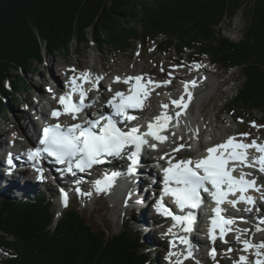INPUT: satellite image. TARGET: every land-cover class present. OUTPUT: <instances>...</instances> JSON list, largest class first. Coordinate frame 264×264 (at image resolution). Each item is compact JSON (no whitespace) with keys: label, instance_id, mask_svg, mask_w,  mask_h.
Masks as SVG:
<instances>
[{"label":"trees","instance_id":"obj_1","mask_svg":"<svg viewBox=\"0 0 264 264\" xmlns=\"http://www.w3.org/2000/svg\"><path fill=\"white\" fill-rule=\"evenodd\" d=\"M0 0V112L10 95L26 89V74L45 55L95 44L116 52L154 45L179 56H207L212 64L238 69L242 82L225 109L236 118L264 113V0ZM243 9L239 41L218 27ZM189 52V53H188ZM264 121V117H263ZM128 218V217H127ZM110 235L74 206L55 219L45 194H0V264H156L129 218Z\"/></svg>","mask_w":264,"mask_h":264},{"label":"snow or ice","instance_id":"obj_2","mask_svg":"<svg viewBox=\"0 0 264 264\" xmlns=\"http://www.w3.org/2000/svg\"><path fill=\"white\" fill-rule=\"evenodd\" d=\"M163 70V69H161ZM90 74L83 72L79 77H73L70 81L71 91L60 96L59 103L62 110H54L52 116L59 118L61 115H70L75 120L85 107V99L87 91L82 87L79 81H87ZM99 79V78H98ZM116 80L119 82L120 77ZM135 80V84L129 89V94L116 92L115 95L108 101V105L113 109L114 116L125 122L134 121L136 116L130 114V110L144 108V101L150 95V91L141 84L142 77H127L124 83ZM170 81H163L167 84ZM148 83H154L151 78ZM194 83V82H193ZM159 87V83H156ZM78 93L79 99L74 101L73 95ZM190 98V97H189ZM181 100H173L172 103L178 107H187L182 104ZM164 109L168 105H163ZM179 116V113L176 114ZM113 115H102L98 119H89L84 124L72 123L70 126H62L59 123L51 124L43 129V136L40 140L42 148H36L29 151L31 159L38 158L46 153L48 156L54 157L58 164H65L66 171L75 175V170L85 172L92 168L93 165H99L105 162L107 157H120L127 154L128 159L132 162L130 171L134 170V166L139 163L140 154L144 145L156 147L155 144H150L147 137H151L157 141L163 142L166 136L161 132L168 126L170 117L166 112L155 116L154 120L147 124V131H141L140 127L132 126L129 128L118 127L119 120ZM253 126L255 122H253ZM241 136H247L248 133H241ZM249 149H255L259 155H250ZM230 161H238L239 164H230ZM11 164V160H9ZM240 168L239 175H233V172ZM258 168L260 173H264V143H258L255 139L251 143L237 141L236 137H228L221 144L207 149V155L192 160H179L175 163L169 162V166L164 169V187L160 195V199L156 202V210L165 216L171 217L176 223L173 227L180 225L185 233L192 231V225L196 221V215L192 211L197 209L203 203L201 193H208L216 202V207L213 209L215 216L212 217V227L209 230L210 238L215 241V229L219 227V236L223 239L227 230L234 224V219L225 218L221 215L224 209L221 205L224 203L235 206L239 202H244L249 205H254L255 200L252 196L247 195L249 189L260 191L264 185L257 186L255 178L247 179L251 176L249 172H245L243 168ZM43 173V169H38ZM107 176L103 179L95 181V190L103 192L110 187L113 178ZM43 179V175L39 177ZM210 186V187H209ZM238 194V197H237ZM91 196V193H86ZM237 197L229 199V196ZM170 196L174 199L175 204L180 208L181 213L186 214L176 215L165 205L164 197ZM261 199H264V192L261 193ZM67 196L65 195V203ZM246 211H252V208H246ZM264 223V221H262ZM260 231L261 229H257ZM244 245V251L249 249L255 250L257 259L254 264H264V241L259 244H254L248 239L236 237ZM181 241L189 246L187 256L192 255L191 243L187 237H181ZM226 242V241H225ZM174 247V245H173ZM215 248L212 249L211 255L215 257ZM231 251V249H229ZM173 256H178L175 252L169 253V259ZM187 258V257H186ZM175 264H183L180 259L175 261ZM235 264H248L247 256L241 255L239 261Z\"/></svg>","mask_w":264,"mask_h":264},{"label":"rangeland","instance_id":"obj_3","mask_svg":"<svg viewBox=\"0 0 264 264\" xmlns=\"http://www.w3.org/2000/svg\"><path fill=\"white\" fill-rule=\"evenodd\" d=\"M250 3L251 1L249 0V4ZM245 26L246 19L243 14V9L241 8L233 17L224 19L218 29L222 37L232 41H239ZM70 45L71 48L68 50H61V52L58 51L52 55H45L42 63L34 64L37 70L35 74L30 72L26 74L29 81V85L26 89L14 90L10 86L9 81L6 80L5 85L7 83L9 84V87H6L7 91L10 92L11 95L16 96L18 101L15 102L10 95L7 97V109L5 107V113L7 114L3 115L0 112V139L6 140L8 135L9 137L14 136L13 138H17L20 143L24 144L22 138L23 132L26 126L29 127L31 125V116L28 111L31 109L32 105L35 104L36 98H40L42 102H46L48 98L54 99L58 90L64 88L66 80L69 78V72L67 71L69 70L71 74H75L77 77L83 72L92 73L94 71H99V75L103 73V80L101 81H103V86L105 85L104 91L109 90L107 88V79L109 74L112 73H117L118 76H127L130 75L129 73L137 71L143 72V74L146 75L155 76L161 80L165 77L172 76L174 71H179L180 74H188L190 80H192V86L194 85L195 87V92H193L194 96H189L194 98L195 102L190 110L192 115L197 119L196 121H198V128L202 129L200 136L201 142H205L206 133H210L211 137L214 135L217 141L225 139L228 135L235 134L236 132L240 134L248 133L249 135L246 137H260L264 140V127L262 126L264 113L259 111H254L250 114L244 113L242 114L243 120L240 122L233 121L224 114V112H228L225 109V103L235 96L243 80L241 72L238 69L232 68L227 70L219 64H212L207 56L202 58L193 55L189 57V55L186 54L184 56H179L172 47L169 53H159V50H156L153 44L146 48H142L140 44H137L130 51L116 52L113 54H111L112 51L103 49L95 44L85 45L73 42ZM190 60L191 62H188ZM196 63H198V74L201 76V73H203L200 80L194 75V72H197V69L195 68L194 70L193 68L196 67ZM200 96H202L200 100L201 103H199L198 100ZM0 98L4 101L2 95H0ZM202 118L204 119L203 122ZM253 122H255L256 126H253ZM181 133V136L175 137V143L185 145L187 141H190L188 136L191 135V132L183 133L181 131ZM182 153L183 155H189L190 151L185 149ZM22 175L23 174L19 176L20 185L23 183ZM14 186L16 190L22 189L19 188L18 184ZM0 188H2V190L0 189V194H6V190L13 191L16 195L25 193L18 192L13 188L4 189L2 182ZM49 190L57 192V196H60V191H57L53 186ZM34 191L36 193L45 192L43 189L39 190L36 188ZM80 191L90 192L91 196L87 195L85 198H73L72 202L67 207H76L91 224L106 228L110 235L117 234L123 229V223L126 220L124 216H126V214H124L123 210H119L121 204L108 201L111 196L114 197L113 194L109 197L97 192L94 187L85 188V186H82ZM33 195L34 194L30 195V197ZM49 200H51L55 217H59L64 212V209L55 205L53 193ZM142 211H144L143 214H145V217L151 215L146 212V208H143ZM143 214L140 212L139 208L138 212L134 214L131 219L129 217L133 227L135 220H137V216H144ZM132 226H130L132 230L137 228H133ZM149 228H151V226ZM140 230L141 231H138L137 229L136 231L146 245L143 249L150 254L155 263L171 264L169 263L170 259L165 253L167 245L160 240V237H158L159 233H154V230L150 229L148 239L144 235V230ZM259 241V243H261L264 240ZM159 242L163 244H158ZM238 242L240 243V241H237V243ZM200 244L202 247H205V243L201 242ZM147 245H152L155 251L151 253V250L147 249ZM220 247L221 246L218 245V248ZM228 248H230V246ZM220 249L225 251L227 248L222 247ZM2 256H5V254L0 251V258ZM237 257L238 255H234V253L230 255H219L218 257L212 256V258L204 255L203 259L198 264H217L216 261L218 260H220L222 264H235ZM178 259L183 262L182 258ZM206 259H208L207 263Z\"/></svg>","mask_w":264,"mask_h":264},{"label":"bare ground","instance_id":"obj_4","mask_svg":"<svg viewBox=\"0 0 264 264\" xmlns=\"http://www.w3.org/2000/svg\"><path fill=\"white\" fill-rule=\"evenodd\" d=\"M188 62H191L188 61ZM69 73V78L66 80L67 85H70V81L71 79L75 76L77 77L75 74H71V71L67 70ZM93 71V70H92ZM204 71V70H203ZM89 73V72H88ZM89 79L87 80V82L83 83L82 81L78 80V83H80L82 85V87L87 91V98L88 100H92L94 99V96L92 95V90H94L95 86L98 85L97 87V91L100 94V97L102 98H109L112 96V92H106L104 91L105 89V85L103 86V73H100L99 75V71H94L92 73H89ZM115 74V75H113ZM130 75L134 76H143V72H137L134 71L133 73H129ZM101 76V77H100ZM201 76H203V73H201ZM201 76L199 77L201 79ZM79 77V76H78ZM119 77L117 75V73H112L109 74L108 77V81L110 84V86L113 88V91L118 92L121 90L119 84L122 81H119L118 83L114 82V79ZM128 77V75H127ZM127 77H121L123 80ZM99 78V79H98ZM149 78H151V80L154 82V84H156V81L158 82H162L163 80L158 79L155 76H150L149 74H147V78L145 79V81H147ZM154 79V80H153ZM190 81V78H189ZM126 83L123 82V87ZM164 84V83H163ZM162 84V85H163ZM171 89V88H170ZM62 90V89H61ZM60 90V91H61ZM59 91V92H60ZM189 91H195L194 88H192L191 86L189 87ZM203 96V94H202ZM202 96L199 97V103H201V98ZM175 98V96L170 97L169 100H166L165 102H161L162 107L164 104L168 105V108L165 109V112L167 113V115L170 117V119L168 120V126L163 129L164 132H162L161 134L166 136V139L162 142L159 143L157 141H155V139L153 138H148L149 139V143L150 144H155L156 147L152 148L149 145H146L145 147V152H144V157H143V165H145L146 163L149 162V169L144 170L143 165L141 166L140 164H138L137 166L134 167L133 171H130L129 168L126 167L125 164H120L118 161H114L113 164L109 167H102V170L99 168H95L93 169V173L91 174V178L92 181H95L97 179H101L102 175L104 172L108 173V172H112V173H117V175L115 176V183H114V188L112 191H110V194L108 195L109 197L113 194V192L115 191V193L119 192H125L123 199H119L116 196H111V198H109L108 201L110 202H114V203H119L121 204V207L119 208V210H124L125 208H128L126 211L129 212L130 211V219L131 217L136 214L138 212V209L140 208V212H142V214L144 213L143 208H146V206L143 204L145 203V200L147 199L149 194L154 193V186H156V183H144L142 182V179H144L145 174L141 173L144 171H148L150 173L151 176H158V170L155 168L156 164H164V163H168L169 161H173L174 158H171L170 155H165L162 154L161 157H157L158 154L163 153L165 151V149L168 148V150H172L174 148V143L176 141L175 137H179L181 136V131L183 133H187V132H191V135L188 136V138L190 137H194L196 140H198L200 142L201 140V132L202 129L198 128V121H196L197 119L192 115L191 112V107L192 105L195 103L194 99H191L189 97L184 98V100L182 101V104H186L187 107H178V106H173L170 104V101L173 100ZM197 100V101H198ZM90 102V101H89ZM50 106V108H53L56 106V101L51 98L47 99L46 103H43L40 106V111H45L46 108ZM160 108V110H161ZM164 109V108H163ZM179 113V116H177L176 114ZM154 115H158L156 114V112H153L152 114ZM34 120V119H32ZM204 121V119L202 118V122ZM139 123V122H138ZM25 133V132H23ZM14 137V136H13ZM13 137H8L6 138L5 141H3L2 139H0V184L2 182V186L4 189H8V188H13L16 190L15 188V184H18L19 188H22L20 190H16L18 192H26V191H33L35 185H33V183L30 180H27V178H31L33 177L31 175V171L26 170V172H24V169L21 168H17V165L20 164V158H21V151L26 147V144H22L17 142V140ZM28 138L30 139H35V133L32 132L28 135ZM228 138V137H226ZM19 141V140H18ZM211 145L213 144H217L215 142L213 143H209ZM201 146H203L206 150L205 147V142H201ZM201 148H199L200 150ZM204 151L202 153H200L198 156H196V160L200 159L202 157H204ZM194 158V157H192ZM7 159L9 160H13V162H11V164H9L7 162ZM8 160V161H9ZM15 166V168H14ZM154 168H151V167ZM100 167V168H101ZM8 168H12L13 171L11 173H7V169ZM5 173H3L2 172ZM21 174H23L22 179H23V183L22 185H20L19 182V176H21ZM253 175L255 177H257V179L259 180V182H262L264 184V174L260 173L259 170H254L253 171ZM155 179V178H154ZM34 183H37L34 179H33ZM153 181V180H152ZM154 184V186H153ZM147 187L145 188V190L143 189L144 186ZM84 186L83 183L81 182H72V183H64V184H60L59 187L65 189L69 194H74V193H83L82 191H80L81 187ZM48 188V187H47ZM2 190V188H0ZM150 189V190H149ZM148 191V192H147ZM6 194H13V191H5ZM238 197V194H237ZM237 197H234L233 199H236ZM127 198H129L130 200H127ZM128 201L129 205L134 203L136 206L129 208L127 206H124V204ZM124 203V204H122ZM57 204L62 206L64 203L57 200ZM238 204V203H237ZM236 204V205H237ZM239 205L243 208H249L251 207L252 210L255 209V206H251L249 204H246L244 202H240ZM236 209H240L238 207H235ZM147 208H146V212H147ZM137 211V212H136ZM125 212V211H123ZM149 214V212H147ZM246 210H242V213L238 216L237 220H235L236 222H234V224H232V226L230 227V234L227 237V239L229 240V244L230 247L238 248L239 249V242L237 243V236L241 237V240L245 237H249L250 233L252 232V229L248 228V225L242 224L244 223L243 220L245 219H249V221H253L251 218V214H247ZM144 216H137V220H135L134 226L137 227L138 229H142L144 230V235L148 238L149 237V232L150 229L149 228L153 222H156L155 219L151 218L150 216H146L145 214H143ZM261 215L264 217V209L262 208L261 210ZM152 216H154L152 214ZM228 217L234 219V216H230V214L228 213ZM256 218H259L258 216H256ZM139 219V220H138ZM237 222L241 223V225H238ZM201 223H204V220L201 218ZM258 228L255 227L253 230L257 232V235L254 237H250L252 240L255 241V244H259V240H262L264 238V223H261L260 231L257 230ZM152 230V229H151ZM177 237H180V235H178ZM149 239V238H148ZM191 246H192V250L193 251L195 248H197V252H199L201 250V246L200 244L195 243V239L192 235H191ZM174 247H172V249L170 250V252H179L181 250V247L177 244L176 241H174L173 243ZM264 251V250H262ZM183 253H188V248L186 249V252H180V254ZM185 254V255H186ZM241 255L247 256L248 258V264L252 263L254 264L255 260L257 259L256 255H255V250H248L247 252L242 251ZM169 257V255H168ZM182 257V255H181ZM235 261H238V259L236 258ZM208 262V259H206V263ZM217 264H222L220 260L216 261ZM231 262V261H230ZM183 264H186V261L183 262Z\"/></svg>","mask_w":264,"mask_h":264}]
</instances>
